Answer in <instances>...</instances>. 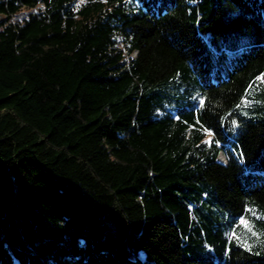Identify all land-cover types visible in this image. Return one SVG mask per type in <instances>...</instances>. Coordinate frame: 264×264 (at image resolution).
<instances>
[{"label":"trees","instance_id":"16d2710c","mask_svg":"<svg viewBox=\"0 0 264 264\" xmlns=\"http://www.w3.org/2000/svg\"><path fill=\"white\" fill-rule=\"evenodd\" d=\"M246 217L264 0H0V264H264Z\"/></svg>","mask_w":264,"mask_h":264},{"label":"rangeland","instance_id":"374dc122","mask_svg":"<svg viewBox=\"0 0 264 264\" xmlns=\"http://www.w3.org/2000/svg\"><path fill=\"white\" fill-rule=\"evenodd\" d=\"M27 11L26 10H21L19 13L16 14V16L14 17L15 20H22L23 18L26 17L27 15ZM217 160L220 162H225L226 159L224 158L223 154L220 153L217 157ZM239 228L237 230V232H235V236L237 238H239L240 240H242L244 243L248 244V245H253V244H258L261 246H263L264 244V235H262L256 228L255 225L253 223V221L246 217L244 219H242L239 222Z\"/></svg>","mask_w":264,"mask_h":264},{"label":"snow or ice","instance_id":"6c2138e0","mask_svg":"<svg viewBox=\"0 0 264 264\" xmlns=\"http://www.w3.org/2000/svg\"><path fill=\"white\" fill-rule=\"evenodd\" d=\"M200 103H201V105H203V103H204V102L201 100V102H200Z\"/></svg>","mask_w":264,"mask_h":264},{"label":"water","instance_id":"95a60500","mask_svg":"<svg viewBox=\"0 0 264 264\" xmlns=\"http://www.w3.org/2000/svg\"><path fill=\"white\" fill-rule=\"evenodd\" d=\"M221 163H223V162H221Z\"/></svg>","mask_w":264,"mask_h":264}]
</instances>
